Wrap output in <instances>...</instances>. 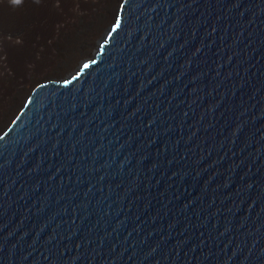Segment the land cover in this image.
<instances>
[{
	"label": "water",
	"instance_id": "water-1",
	"mask_svg": "<svg viewBox=\"0 0 264 264\" xmlns=\"http://www.w3.org/2000/svg\"><path fill=\"white\" fill-rule=\"evenodd\" d=\"M90 49L0 124V264H264V0H118Z\"/></svg>",
	"mask_w": 264,
	"mask_h": 264
},
{
	"label": "bare ground",
	"instance_id": "bare-ground-1",
	"mask_svg": "<svg viewBox=\"0 0 264 264\" xmlns=\"http://www.w3.org/2000/svg\"><path fill=\"white\" fill-rule=\"evenodd\" d=\"M117 1L86 0L84 4L68 5L52 12L45 25L37 29V36L19 63L9 88L0 96V113L30 78L64 73L65 65L74 56L98 40Z\"/></svg>",
	"mask_w": 264,
	"mask_h": 264
},
{
	"label": "trees",
	"instance_id": "trees-1",
	"mask_svg": "<svg viewBox=\"0 0 264 264\" xmlns=\"http://www.w3.org/2000/svg\"><path fill=\"white\" fill-rule=\"evenodd\" d=\"M84 2L86 0H22L21 4L13 5L10 0H0V92L4 91L6 78L12 80L15 76H11L10 66L23 57L27 48L24 41L33 42L37 29L55 10ZM17 43L26 45L17 47Z\"/></svg>",
	"mask_w": 264,
	"mask_h": 264
},
{
	"label": "rangeland",
	"instance_id": "rangeland-1",
	"mask_svg": "<svg viewBox=\"0 0 264 264\" xmlns=\"http://www.w3.org/2000/svg\"><path fill=\"white\" fill-rule=\"evenodd\" d=\"M89 1H91V0H89ZM85 3V2H84ZM79 5H81V4H79ZM61 7V6H60ZM59 7V8H60ZM61 8H63V7H61ZM43 25H45V23L44 24H42L38 29H40ZM29 32H30V30H29ZM26 44H27V48L25 49V51H24V54H23V57L16 63V62H13V64L10 66V73H11V76H12V74H13V76L16 74V71L18 70V67H19V63L22 61V59H24L25 58V55H26V53L28 52V50L30 49V47H31V45H32V41L30 42V43H28L29 42V40H26V41H24ZM26 44H22V45H20V43H17L16 44V46L17 47H19V46H24V45H26ZM89 49H90V46H89ZM92 50L90 49L89 50V53L91 52ZM72 67L70 66V68L69 69H71ZM68 69V70H69ZM68 70H66L64 73H62V74H60V75H58V76H61V75H64ZM73 70V69H72ZM70 71V70H69ZM5 79V78H4ZM30 79H32V78H30ZM30 79H29V81H30ZM13 80V79H12ZM11 78L9 79V77H7L6 78V84L4 83V91L3 92H0V96L9 88V86H10V84H11ZM27 84H29L28 82L26 83V85ZM3 87H2V89H3ZM28 87V86H27ZM23 89V88H22ZM1 90V89H0ZM17 97H19V96H17V92H16V94H15V96H14V98L7 104V106L5 107V110H3L0 114V124H2V122L5 120V119H7V117L9 116V114H10V109L14 106V103H15V98H17ZM12 110V109H11Z\"/></svg>",
	"mask_w": 264,
	"mask_h": 264
},
{
	"label": "clouds",
	"instance_id": "clouds-1",
	"mask_svg": "<svg viewBox=\"0 0 264 264\" xmlns=\"http://www.w3.org/2000/svg\"><path fill=\"white\" fill-rule=\"evenodd\" d=\"M10 2L13 4V5H19L22 3V0H10Z\"/></svg>",
	"mask_w": 264,
	"mask_h": 264
},
{
	"label": "snow or ice",
	"instance_id": "snow-or-ice-1",
	"mask_svg": "<svg viewBox=\"0 0 264 264\" xmlns=\"http://www.w3.org/2000/svg\"><path fill=\"white\" fill-rule=\"evenodd\" d=\"M85 67H88L87 65H85Z\"/></svg>",
	"mask_w": 264,
	"mask_h": 264
}]
</instances>
